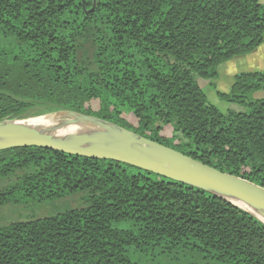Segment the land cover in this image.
<instances>
[{
    "label": "trees",
    "instance_id": "16d2710c",
    "mask_svg": "<svg viewBox=\"0 0 264 264\" xmlns=\"http://www.w3.org/2000/svg\"><path fill=\"white\" fill-rule=\"evenodd\" d=\"M260 0H0V122L71 112L264 189V73L197 80L259 48ZM0 264H264V224L110 161L0 151Z\"/></svg>",
    "mask_w": 264,
    "mask_h": 264
},
{
    "label": "water",
    "instance_id": "95a60500",
    "mask_svg": "<svg viewBox=\"0 0 264 264\" xmlns=\"http://www.w3.org/2000/svg\"><path fill=\"white\" fill-rule=\"evenodd\" d=\"M61 112L92 122L104 131L100 129L101 131L98 132L87 129L83 125L80 126L81 134L89 137L87 138L89 141L86 142L77 136L23 124L22 122L27 119L8 120L0 122V151L38 147L74 156L123 163L205 191L250 214L264 224L261 220V218L264 219V189L262 187L220 172L171 148L138 137L130 131L79 114ZM65 125L77 127L70 122H65Z\"/></svg>",
    "mask_w": 264,
    "mask_h": 264
},
{
    "label": "rangeland",
    "instance_id": "374dc122",
    "mask_svg": "<svg viewBox=\"0 0 264 264\" xmlns=\"http://www.w3.org/2000/svg\"><path fill=\"white\" fill-rule=\"evenodd\" d=\"M225 63L224 64H221L218 67V76L213 81L217 84L216 89H217L218 92L227 94L230 91V88H231V86H232V84L234 82L235 76H237V75H239L241 73L249 72V70L247 69L246 66H238V67H234L231 70L230 69L225 70L224 67L226 65H228L227 63H229V62H227L226 64ZM259 70H264V68L263 69H259ZM197 82H198L199 86L202 88L203 92L206 94L209 102L211 104H213L214 106H216L222 113H226L227 110H234V111H241L242 110L241 107H239V106H237L235 104H231L229 102H226V101L220 99L216 95V92L217 91L210 86L209 83L211 81H207V80H203V79H198ZM252 97L254 99L264 98V91L256 92V93H254L252 95ZM55 113H57V112H55ZM50 114H54V113H47V114H44L42 116L50 115ZM57 114L65 115L66 116L65 117V120H66L65 122L75 123V122L78 121V118H79V117H76V116H72L70 114H68V115L67 114H64V112H58ZM42 116H30L29 118H27V120L28 119L29 120L39 119V118H42ZM261 220L264 222V219H261Z\"/></svg>",
    "mask_w": 264,
    "mask_h": 264
},
{
    "label": "bare ground",
    "instance_id": "6f19581e",
    "mask_svg": "<svg viewBox=\"0 0 264 264\" xmlns=\"http://www.w3.org/2000/svg\"><path fill=\"white\" fill-rule=\"evenodd\" d=\"M65 117L66 116L62 114H53V115L43 116L42 118H39V119L26 120V121H23L22 123L25 125H29V126H37L40 128L55 130L56 132L77 136L79 138H82L86 142L89 141V139H87L89 137L81 134L82 130L80 129V126L83 125L87 129H91V130L98 131V132L101 130L104 131V129H102L98 125L92 122L90 123L87 121H83V119H80V118H78V121L74 123L76 124L77 127H68L65 125V121H66Z\"/></svg>",
    "mask_w": 264,
    "mask_h": 264
},
{
    "label": "crops",
    "instance_id": "0c3cea01",
    "mask_svg": "<svg viewBox=\"0 0 264 264\" xmlns=\"http://www.w3.org/2000/svg\"><path fill=\"white\" fill-rule=\"evenodd\" d=\"M260 2L262 4H264V0H260ZM227 62H229V63H227ZM227 62L226 63L228 65H226L224 67L225 70H228V69L231 70L234 67H238V66H246L247 69L249 70V72H246V73H254V72L264 73V70H259V69L264 68V36H263L262 44L259 46V48H257V50L255 52H253L249 55L238 56V57L232 58ZM241 74H243V73H241ZM212 82L214 83L215 90L217 91V89H216L217 84L214 81H212ZM216 95H217V93H216ZM257 99H260V98H257Z\"/></svg>",
    "mask_w": 264,
    "mask_h": 264
}]
</instances>
